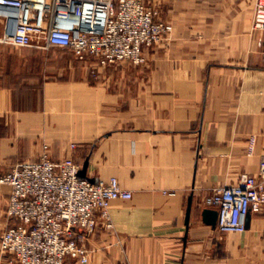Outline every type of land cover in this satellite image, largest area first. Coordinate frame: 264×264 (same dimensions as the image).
<instances>
[{"label": "crops", "instance_id": "crops-1", "mask_svg": "<svg viewBox=\"0 0 264 264\" xmlns=\"http://www.w3.org/2000/svg\"><path fill=\"white\" fill-rule=\"evenodd\" d=\"M172 1L159 18L173 29L146 65L0 42V173L73 156L88 179L116 177L134 195L111 202L112 229L79 230L89 261L67 264H264V213L229 234L203 215L214 187L258 174L264 157L257 0ZM9 196L0 185V237L14 223ZM0 264H18L1 238Z\"/></svg>", "mask_w": 264, "mask_h": 264}, {"label": "built area", "instance_id": "built-area-1", "mask_svg": "<svg viewBox=\"0 0 264 264\" xmlns=\"http://www.w3.org/2000/svg\"><path fill=\"white\" fill-rule=\"evenodd\" d=\"M0 21L6 26L0 37L4 44L66 48L97 68L124 62L146 65L148 50L173 29L147 0H0ZM253 26L264 30V0L256 2ZM82 169L73 156L56 162L46 152L0 173V185L10 188L7 214L14 220L1 234V248L13 262L89 261L90 250L79 230L94 233L100 221L112 229L111 202L134 195L116 177L92 181ZM203 205L218 210L221 232L244 233L250 214L264 213V157L258 174L242 173L237 183L214 187Z\"/></svg>", "mask_w": 264, "mask_h": 264}, {"label": "water", "instance_id": "water-1", "mask_svg": "<svg viewBox=\"0 0 264 264\" xmlns=\"http://www.w3.org/2000/svg\"><path fill=\"white\" fill-rule=\"evenodd\" d=\"M14 24H15V21L10 22V25L8 27V30H7L8 33L11 34L14 32ZM81 174L84 176L83 170L81 171ZM203 215H204V220L207 223H209L213 226H217V221H218V210L217 209L205 208ZM248 220H249V218H248ZM247 226H248V223H247Z\"/></svg>", "mask_w": 264, "mask_h": 264}, {"label": "rangeland", "instance_id": "rangeland-1", "mask_svg": "<svg viewBox=\"0 0 264 264\" xmlns=\"http://www.w3.org/2000/svg\"><path fill=\"white\" fill-rule=\"evenodd\" d=\"M152 6H154L155 8H157V11L159 12V17H164V14H163V11H162V5H164L165 3V0H147ZM169 3H172L173 4V1L171 0V2ZM254 27V26H253ZM92 75L94 77L97 76V70H92ZM94 73L96 74V76L94 75ZM224 233V232H222ZM226 234H229V233H226ZM90 250V249H89Z\"/></svg>", "mask_w": 264, "mask_h": 264}]
</instances>
